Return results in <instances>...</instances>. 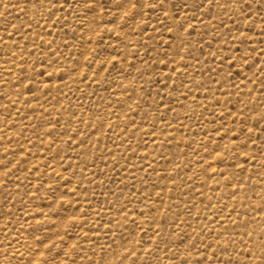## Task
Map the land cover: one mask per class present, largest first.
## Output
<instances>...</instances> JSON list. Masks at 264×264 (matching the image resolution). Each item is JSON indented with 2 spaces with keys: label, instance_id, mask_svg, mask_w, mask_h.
I'll use <instances>...</instances> for the list:
<instances>
[{
  "label": "rangeland",
  "instance_id": "obj_1",
  "mask_svg": "<svg viewBox=\"0 0 264 264\" xmlns=\"http://www.w3.org/2000/svg\"><path fill=\"white\" fill-rule=\"evenodd\" d=\"M0 264H264V0H0Z\"/></svg>",
  "mask_w": 264,
  "mask_h": 264
}]
</instances>
